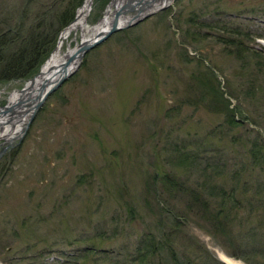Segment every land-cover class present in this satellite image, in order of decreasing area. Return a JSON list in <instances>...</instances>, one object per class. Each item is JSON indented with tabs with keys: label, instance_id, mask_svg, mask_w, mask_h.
Instances as JSON below:
<instances>
[{
	"label": "rangeland",
	"instance_id": "obj_1",
	"mask_svg": "<svg viewBox=\"0 0 264 264\" xmlns=\"http://www.w3.org/2000/svg\"><path fill=\"white\" fill-rule=\"evenodd\" d=\"M73 1L0 0L10 51L43 35V18L57 27L56 16ZM109 2L93 1L88 26ZM263 19L264 0H173L90 48L21 137L6 150L0 139V264H65L85 247L97 252L86 264H129L127 247L148 231L173 234L189 264H219L220 254L264 264ZM80 38V30L70 34L63 50ZM27 80L0 81V106ZM228 111L243 123L228 124ZM254 140L260 163L249 152ZM185 149L203 151L221 174L212 178L207 169L204 176L202 161L181 166ZM212 181L237 188V207L219 215V229L210 220L220 205L208 194ZM171 215L180 217L178 230L161 226Z\"/></svg>",
	"mask_w": 264,
	"mask_h": 264
},
{
	"label": "trees",
	"instance_id": "obj_2",
	"mask_svg": "<svg viewBox=\"0 0 264 264\" xmlns=\"http://www.w3.org/2000/svg\"><path fill=\"white\" fill-rule=\"evenodd\" d=\"M82 3V0H74L71 5L67 4L66 7L61 11L57 17L58 24L56 25L57 27L53 28L52 26V20L49 19L47 21V18H43V21L41 22L43 25H47L48 28H44L43 35L39 36L37 35L38 32H35L33 36H30L27 41L19 46H16L13 51H10V47L12 46V42L10 37V33L7 32L6 29L1 28L0 29V81H6L9 78L15 77V76H22L24 78H30L33 76L37 71L41 63L43 62L44 58L49 54L51 51L54 40H55V34L58 32L61 28L66 26L68 23H70L74 17V11L75 9ZM27 9V8H26ZM26 9H20L17 12V15L19 17L20 22H24L27 10ZM46 16L52 17V13H44ZM48 17V18H49ZM5 21V20H4ZM0 24H5L0 20ZM54 29V31H53ZM38 30V29H36ZM47 30H52V34H48L46 31ZM49 36H47L46 34ZM50 37V38H49ZM22 40H24L22 38ZM46 42L45 46L43 44ZM11 52V53H10ZM24 68V69H23ZM22 69V70H21ZM21 70V72H19ZM212 72V71H211ZM213 91V90H212ZM221 93V92H220ZM214 95V94H213ZM216 95V96H215ZM214 97H219L218 99H221L220 96H217V92H215ZM223 98V97H222ZM228 101V100H227ZM224 103L225 108H226V100L222 101ZM232 110L230 109V112ZM237 118L233 113H227V123L231 125H237L243 122L237 121ZM262 147L259 144V141L254 140L253 144H251L250 147V154L251 157L256 161V162H262V155L261 149ZM203 151H199L198 149H194L190 154H188V150L185 149L184 152L183 150H180L178 152V162L180 163L181 166L190 168L192 165H195L196 168L198 166V163L201 161L203 162V167H201L202 172H205L203 175L206 176V171L208 169V172L210 175L217 177L219 174H221V170L218 165V162H214L213 164H216L213 168L210 166L211 164L208 162L210 160V156H203L202 154ZM254 161V162H255ZM207 172V173H208ZM209 175V174H208ZM236 173L231 177L230 179L235 180L237 177H235ZM237 176V175H236ZM235 178V179H234ZM210 189L207 190L209 195H218L219 196V203L220 205L217 206L215 209V212L210 214V220L214 222L215 227H218V221L219 215H229L231 209L236 208V187L235 185H232L231 187L227 188H222L221 185L215 184L213 181L210 183ZM193 198H195L196 193H191ZM260 197V195H259ZM207 200V199H206ZM208 201V200H207ZM261 202V201H260ZM165 210V209H164ZM166 216H169L168 214L170 213V210L164 211ZM206 216V214H204ZM163 216V217H166ZM173 215H171L172 217ZM170 217V216H169ZM174 220L171 219V221H167L166 218L162 220L161 226L164 228V224L168 223L169 225L168 228L176 229L177 225H180V221L178 216H173ZM207 217V216H206ZM227 217V216H226ZM226 224L228 223L227 219H223ZM164 223V224H163ZM219 229V227L217 228ZM102 234V233H100ZM173 234H167V232H161L160 236H156L154 232L148 231L145 233H141V236L136 238L135 241V246L132 247H127L126 250V262L129 264H146L152 263L153 260L156 258L160 262H163L165 264H189V262L186 261H181L183 259V256L177 252L175 247L172 245L173 240H170L169 238H173ZM35 245H30L27 246V249L33 248ZM125 249V248H124ZM111 251H104V250H98V253L102 255H110V256H118L120 255L119 253L116 255L110 254ZM95 254L96 249L94 247H85L82 252L79 254L75 255L72 261L66 262L65 264H86L83 261H85L86 258H88L91 254ZM42 256V255H41ZM150 257V258H149ZM83 262V263H82ZM218 262V261H217ZM147 263V264H148ZM219 263V262H218ZM117 264V263H116ZM220 264V263H219Z\"/></svg>",
	"mask_w": 264,
	"mask_h": 264
},
{
	"label": "bare ground",
	"instance_id": "obj_3",
	"mask_svg": "<svg viewBox=\"0 0 264 264\" xmlns=\"http://www.w3.org/2000/svg\"><path fill=\"white\" fill-rule=\"evenodd\" d=\"M94 0H83L77 8L73 21L68 24L59 34L57 44L53 52L41 65L39 72L28 79L23 88L13 90L8 97L7 104L0 106V139L5 142H12L17 139L21 129L26 125L35 102L39 95L44 93L51 85L60 79L65 72L72 71L81 59L82 47L105 33L111 26L116 8L127 3L128 0H112L101 19L94 25L88 26L87 16L91 10ZM172 0H153L152 4L145 10L156 9L162 4L170 3ZM133 15H124L120 18V26L125 25ZM264 21V19H263ZM81 31L80 40L73 46L63 50V43L70 34ZM260 34L264 36V26L259 29ZM260 48H264L260 46ZM9 124L5 125V123ZM220 257L228 264H238L229 257L220 254Z\"/></svg>",
	"mask_w": 264,
	"mask_h": 264
},
{
	"label": "water",
	"instance_id": "obj_4",
	"mask_svg": "<svg viewBox=\"0 0 264 264\" xmlns=\"http://www.w3.org/2000/svg\"><path fill=\"white\" fill-rule=\"evenodd\" d=\"M112 1V0H111ZM153 0H128L127 3L120 5L118 8H116L115 12H114V16L112 19V24L109 27V29L103 33L102 35H100L99 37H96L93 41H91L90 43L85 44L82 47L81 50V58L84 56V54L93 46L101 43L102 41H104L106 38H108L111 34H113L116 31H119L123 28H127V27H131L136 25L137 23H139L140 21H142L144 18L150 16L151 14H153L154 12L164 9L167 6L170 5V3L173 1H171L170 3L167 4H162L160 6H158L156 9H149V10H145L147 7H149L152 4ZM130 11H137L135 15H133V17L128 20L126 22L125 25H121L119 24L120 22V18L122 16H124L127 12ZM78 65V64H77ZM76 65V66H77ZM76 68V67H75ZM75 68L72 71H66L65 74L61 75L60 79H58L55 84L51 85L44 93L39 95V98L37 99V101L35 102V106L32 110V113L30 115V118L28 119L26 125L21 129L22 132H24L28 126V124L30 123V121L32 120L34 113L36 112V110L40 107V105L42 104V102L44 101V99L46 98V96L48 94H50L52 91H54L56 88H58L60 86V84L70 75L72 74V72L75 70ZM21 137V134H19L18 138ZM12 142H8L7 145L3 148V150H6L7 147L11 146Z\"/></svg>",
	"mask_w": 264,
	"mask_h": 264
}]
</instances>
